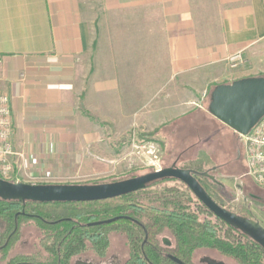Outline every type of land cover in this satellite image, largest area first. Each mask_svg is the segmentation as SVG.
<instances>
[{
  "label": "crops",
  "instance_id": "crops-1",
  "mask_svg": "<svg viewBox=\"0 0 264 264\" xmlns=\"http://www.w3.org/2000/svg\"><path fill=\"white\" fill-rule=\"evenodd\" d=\"M91 2L0 0V91L19 182L108 173L132 134L179 144L177 123L214 119L211 86L264 73V0Z\"/></svg>",
  "mask_w": 264,
  "mask_h": 264
},
{
  "label": "trees",
  "instance_id": "trees-1",
  "mask_svg": "<svg viewBox=\"0 0 264 264\" xmlns=\"http://www.w3.org/2000/svg\"><path fill=\"white\" fill-rule=\"evenodd\" d=\"M257 77H264V73ZM216 86H211L207 92L206 109L211 92ZM187 132L194 134L197 138L200 133L195 130H187ZM154 134L155 132L141 136V139L158 144L163 156L169 154L165 151L164 142L154 140ZM200 142V140H196L193 144H185H188V148H195L194 146ZM122 143H125V139L122 140ZM161 166L164 168L163 165ZM219 169L220 167H215L216 171ZM149 171L153 172L152 169ZM212 172L213 170H210L209 173ZM246 172L245 168L239 176L245 175ZM134 177L136 176L130 178ZM167 180L171 179L157 180L146 185L141 191L96 202L46 204L25 202L21 204L16 201L0 199V264H15L17 261L13 260L15 241L19 236L20 226L26 222H34L36 227L45 228V234H48L46 237L50 244L45 246V251L51 259L49 263L45 264H61L59 257L62 249L70 251L84 247L77 243L79 238L72 234L82 231L99 233L93 237L99 253L105 252L108 248L110 233H120L126 239L131 258H134L131 264H141V259L143 260L141 256L148 264H175L166 258V253H170L182 264H197L194 262V256L200 251L214 252L234 264H264V251L256 243L230 227L227 229L237 233L241 240L218 235L217 224L223 226L225 224L217 218H215L217 224L208 220L199 221L185 204L190 201L189 198L187 197L188 201H185L186 195L179 190L175 188H166L161 191L158 189L148 190V188L158 186ZM206 180L221 193L225 191L223 186H217L210 180ZM250 180L249 177L245 178L242 190L243 194L248 197L258 193ZM117 181L120 180L112 182ZM201 185L210 195L208 188ZM260 192L264 194V191ZM253 199L258 200L255 197ZM202 208L208 216H213L204 207ZM239 211V213L246 212L248 214V210L243 207ZM113 218H117V220L110 224L91 226L88 230L83 229L86 223L101 222ZM113 225L116 227L112 228ZM160 237H165L170 246L167 247L165 243L160 242ZM159 251H161V260L158 256ZM139 260L140 262H138Z\"/></svg>",
  "mask_w": 264,
  "mask_h": 264
},
{
  "label": "rangeland",
  "instance_id": "rangeland-1",
  "mask_svg": "<svg viewBox=\"0 0 264 264\" xmlns=\"http://www.w3.org/2000/svg\"><path fill=\"white\" fill-rule=\"evenodd\" d=\"M89 2L90 4L92 3L91 0H89ZM205 110L207 111L206 107ZM193 117L195 119L192 121L188 120L175 125V128L178 129L175 138L181 143L176 145L167 144L165 146L166 153H170L169 156H163L160 146L156 144L158 153L155 155L160 157V164L165 168L171 164L177 163L181 168L192 169L198 172H205L208 170L210 172L212 168L220 167L219 170L210 174L225 188L223 193L211 186L205 178H200L199 182L208 188L211 198L219 206L240 216H247L246 218L257 221L264 228V194L260 192L264 191V189L250 180L251 184L256 187L258 193H254V195L250 194L251 197H248L242 192L245 178H247L246 174L239 176L240 172L246 168L242 140L237 134L228 130V128L220 126L219 121L210 118V116L193 114L190 119ZM187 130L200 132L198 133V139L194 134L187 132ZM196 140H200L201 142L197 143L196 146H194L195 148H188V144H185H193ZM133 142L135 145L142 147L138 154H133L131 151L130 147ZM151 146L149 142L140 139L138 134H132L129 138V142L122 147L120 152L121 154L123 153V156L127 153H132V155L130 154L125 161H122L123 156L118 158L117 166L112 171L89 179H67L65 183L56 184L112 183L113 180L121 181L133 176L137 177L151 173L149 170L152 168H143L141 163V161L149 157L146 155V150ZM172 154L177 158L173 157ZM174 159L176 161L172 162ZM166 188H175L186 195V197H184L185 201H188L186 200L187 197L190 201L185 204L188 206L189 211L197 216L199 221L208 220L213 224H217L215 217L208 216V214L204 212L203 206L196 200L190 191L177 181L167 180L160 183L158 186L148 188V190L153 191L158 189L161 191ZM254 197L258 200H254ZM242 207L248 210V214L246 212L239 213ZM35 225L34 222H26L20 226L19 236L15 241L14 255L21 258L26 257L30 263L41 264L44 260L45 263H49L51 258L48 253L44 251V246L50 244V241H47L46 237L48 234H45V228L42 229ZM115 227L116 225L112 226V228ZM217 228L218 235L221 237L241 240L239 235L234 231H229L226 225L217 224ZM43 235H45L46 238H44ZM161 238L166 239L165 237H160L159 240ZM125 245L124 236L120 233L115 232L109 234L110 256H117L120 260H125L127 257ZM207 261L213 262L214 264H234L232 261L224 259L214 252L200 251L194 256V262L197 264H206Z\"/></svg>",
  "mask_w": 264,
  "mask_h": 264
},
{
  "label": "water",
  "instance_id": "water-1",
  "mask_svg": "<svg viewBox=\"0 0 264 264\" xmlns=\"http://www.w3.org/2000/svg\"><path fill=\"white\" fill-rule=\"evenodd\" d=\"M207 112L238 136H245L264 116V77L244 78L231 84L216 86L211 92ZM200 178L222 186L209 174V170L198 172L172 164L158 172L104 184H29L0 179V199L21 204L96 202L141 191L157 180L171 179L183 184L215 218L248 237L264 251V228L257 221L230 212L215 203L200 184ZM116 220L117 218H113L92 225L110 224ZM170 259L176 264H182L174 257Z\"/></svg>",
  "mask_w": 264,
  "mask_h": 264
},
{
  "label": "built area",
  "instance_id": "built-area-1",
  "mask_svg": "<svg viewBox=\"0 0 264 264\" xmlns=\"http://www.w3.org/2000/svg\"><path fill=\"white\" fill-rule=\"evenodd\" d=\"M243 62L242 51L235 52L226 58V63L235 68ZM12 114L7 95L0 91V179L19 182L16 176L10 159L14 155L11 146L10 138L12 132ZM244 145V155L247 173L256 185L264 189V116L249 130L245 136H239ZM152 146L147 148L146 160L141 161L143 168H152L153 172H158L162 169L160 157L155 155L157 145L149 142ZM133 154H138L142 147L131 145ZM132 153H127L122 160H126Z\"/></svg>",
  "mask_w": 264,
  "mask_h": 264
},
{
  "label": "flooded vegetation",
  "instance_id": "flooded-vegetation-1",
  "mask_svg": "<svg viewBox=\"0 0 264 264\" xmlns=\"http://www.w3.org/2000/svg\"><path fill=\"white\" fill-rule=\"evenodd\" d=\"M174 164H175V166L179 167L177 165V163H174ZM170 166H168V167H170ZM165 168H167V167H165ZM179 168H181V167H179ZM215 171L216 170H214L213 172H215ZM97 222H99V221H97ZM93 223H96V222H89V223L84 224V226L83 225H81V226H83V229L88 230L91 226H94V225H92ZM132 223H134V222H132ZM72 234H74L75 236H77L79 238V241L77 243L83 245L84 247H80L78 249H73L70 251L62 249L61 256L59 257V261L61 262V264H131L133 262L134 258H131V256H130V249L128 248L125 237H124V239H125V243H126L125 247H126V251H127V257L125 260L122 261L117 256H110L109 246L105 252H100V253L98 252V250L96 249V246H95L96 241H93L94 240L93 237L99 235V233H94L91 231H82V232H76V233H72ZM43 237L45 238V235H43ZM159 241L165 243L167 247L170 246V243L167 242L164 238L163 239L161 238ZM44 251H45V246H44ZM158 253H159L158 254L159 260H161V251H159ZM165 256L169 261L173 262L170 259V257H173L170 253H166ZM141 257L143 258V260L141 259V262H140V260L138 262H140L141 264H148L145 261L144 257L143 256H141ZM13 260H17L15 262V264H37V263H30L28 261V258H26V257L21 258V257H18L16 255L14 256ZM173 263H175V262H173ZM41 264H45V260H44V262H41ZM206 264H214V263L207 261Z\"/></svg>",
  "mask_w": 264,
  "mask_h": 264
}]
</instances>
